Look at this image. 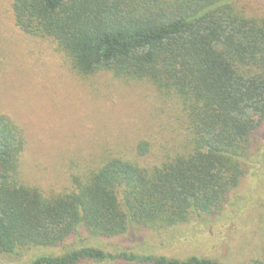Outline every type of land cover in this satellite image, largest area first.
I'll return each mask as SVG.
<instances>
[{"label":"trees","instance_id":"1","mask_svg":"<svg viewBox=\"0 0 264 264\" xmlns=\"http://www.w3.org/2000/svg\"><path fill=\"white\" fill-rule=\"evenodd\" d=\"M235 1L11 0L14 25L51 39L76 74L147 82L174 99L187 138L158 165L107 156L45 196L21 180L22 130L0 113V256L63 248L26 264H219L65 244L81 232L171 230L224 209L264 135V17Z\"/></svg>","mask_w":264,"mask_h":264},{"label":"rangeland","instance_id":"2","mask_svg":"<svg viewBox=\"0 0 264 264\" xmlns=\"http://www.w3.org/2000/svg\"><path fill=\"white\" fill-rule=\"evenodd\" d=\"M234 4L247 16L264 17V0ZM0 113L22 130L21 180L45 196L71 189L73 176L107 156L158 165L182 151L187 138L174 99L147 82L117 79L107 72L76 74L51 39L25 35L14 25L11 0H0ZM141 142L148 150L139 156ZM70 245L176 259L197 256L219 264L264 262V135L221 213L193 216L171 230H130L107 240L81 232L65 244ZM62 249L0 256V264H26L36 256L59 255Z\"/></svg>","mask_w":264,"mask_h":264}]
</instances>
